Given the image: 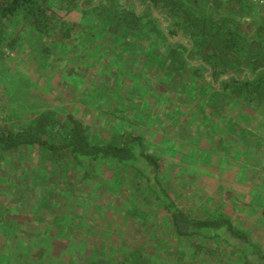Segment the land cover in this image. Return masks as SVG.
<instances>
[{
  "label": "rangeland",
  "instance_id": "obj_1",
  "mask_svg": "<svg viewBox=\"0 0 264 264\" xmlns=\"http://www.w3.org/2000/svg\"><path fill=\"white\" fill-rule=\"evenodd\" d=\"M243 8L240 20L264 23L259 6ZM155 14L165 24V13ZM58 17L82 22L77 11H58ZM7 23L6 35L16 42L0 57V124L16 125L53 108L60 116H81L96 137L143 134L160 156L159 179L176 203L191 214L228 216L251 243L220 228L202 229L215 237L177 238L161 208L127 187L116 169L101 166L93 179L69 186L73 180L50 173L30 149L0 162V226L8 230L0 231V264H90L95 256L127 264L134 251L148 264H260L249 252L264 251V120L258 107L233 100L213 109L210 92L203 93L207 85L198 92L190 84L179 88L187 80L171 82L156 63L115 61L122 48L82 37L80 28L66 39L57 33L41 39L20 16ZM256 37L264 42V30ZM127 39L132 50L154 55L151 38Z\"/></svg>",
  "mask_w": 264,
  "mask_h": 264
},
{
  "label": "trees",
  "instance_id": "obj_2",
  "mask_svg": "<svg viewBox=\"0 0 264 264\" xmlns=\"http://www.w3.org/2000/svg\"><path fill=\"white\" fill-rule=\"evenodd\" d=\"M243 5L250 9L255 4L241 0H60L52 6L49 0H0V57L5 47L15 46L16 37L6 35L11 18L20 16L41 39L53 33L66 39L80 28L82 37L87 35L106 46L112 43L111 46L122 48L125 52L117 51L115 61L123 56L125 63L136 66L138 61L152 67L156 63L171 82L187 80L179 88L190 84L198 92L207 85L203 93L207 97L205 93L210 92L211 104L207 102L213 109L223 110L233 100L245 101L258 107L260 119L264 120V42L256 39L257 33L264 30V23L240 20ZM223 7L229 9L226 14L220 12ZM58 11H77L82 22L59 18ZM156 12L165 13V24H160L164 17ZM129 35L151 38L154 55L129 48ZM15 124H0V162L11 153L32 149L39 163L52 167L50 173L73 180L69 186H75V180L93 179L99 167L108 166L128 181L127 187L133 185L144 199L161 208L177 238L206 235L202 229L220 228L251 243L247 233L228 216L191 214L176 203L167 183L159 179L164 169L160 156L147 148L143 134L128 130L96 137L81 116L73 112L60 116L53 108L40 110ZM70 170L78 177L66 175ZM2 227L0 231L5 235L8 230ZM253 249L249 252H256L260 264H264V251ZM102 257H93L90 264H113ZM127 264H148V259L134 251Z\"/></svg>",
  "mask_w": 264,
  "mask_h": 264
},
{
  "label": "built area",
  "instance_id": "obj_3",
  "mask_svg": "<svg viewBox=\"0 0 264 264\" xmlns=\"http://www.w3.org/2000/svg\"><path fill=\"white\" fill-rule=\"evenodd\" d=\"M241 1H248L257 6H259L264 11V0H241Z\"/></svg>",
  "mask_w": 264,
  "mask_h": 264
},
{
  "label": "crops",
  "instance_id": "obj_4",
  "mask_svg": "<svg viewBox=\"0 0 264 264\" xmlns=\"http://www.w3.org/2000/svg\"><path fill=\"white\" fill-rule=\"evenodd\" d=\"M261 213H264V210H263V209L260 210V214H261Z\"/></svg>",
  "mask_w": 264,
  "mask_h": 264
},
{
  "label": "water",
  "instance_id": "obj_5",
  "mask_svg": "<svg viewBox=\"0 0 264 264\" xmlns=\"http://www.w3.org/2000/svg\"><path fill=\"white\" fill-rule=\"evenodd\" d=\"M177 39V38H176ZM225 76V75H224ZM209 78H211L212 79V77H209Z\"/></svg>",
  "mask_w": 264,
  "mask_h": 264
}]
</instances>
